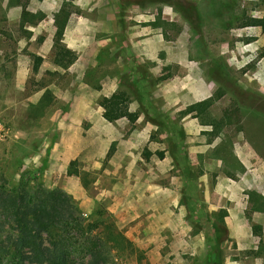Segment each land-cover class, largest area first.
<instances>
[{
  "label": "rangeland",
  "instance_id": "374dc122",
  "mask_svg": "<svg viewBox=\"0 0 264 264\" xmlns=\"http://www.w3.org/2000/svg\"><path fill=\"white\" fill-rule=\"evenodd\" d=\"M23 6L46 16L31 24ZM67 9L62 43L77 55L70 71L54 62L55 20ZM234 16L263 18L264 0H0V28L13 31L0 41L8 62L0 91L12 100L9 110L0 102V190L19 184L42 206L53 204L51 191L69 198V264L93 261V248L81 247L87 234L99 236V264H203L210 243L185 197L212 212L224 187L238 207L248 188L264 191V29ZM35 56L40 83L56 94L48 110L25 100L41 86L32 69L27 91L12 92L16 69ZM116 92L130 99L129 115L109 122L101 102ZM38 112L73 118L65 130L57 117L35 124ZM222 219L223 257L261 263L263 238ZM57 227L36 241L53 250ZM2 231L14 235L9 224ZM34 257L29 264L52 262Z\"/></svg>",
  "mask_w": 264,
  "mask_h": 264
},
{
  "label": "trees",
  "instance_id": "16d2710c",
  "mask_svg": "<svg viewBox=\"0 0 264 264\" xmlns=\"http://www.w3.org/2000/svg\"><path fill=\"white\" fill-rule=\"evenodd\" d=\"M25 8L23 6L22 18L28 19L31 16L32 20H28L31 24H37L38 21L44 19L46 16L43 13H30ZM233 19L239 22L240 27L259 25L264 29V17L258 19L247 16H234ZM68 20L69 9L59 13V17L55 20L57 30L54 39V62L65 70L77 59V55L62 43V37ZM154 24L156 25V23ZM42 61V57L35 56L32 67L34 73L38 71ZM43 102L41 100L39 106H42ZM130 102V99L121 92H116L109 97H105L101 102V106L104 108V118L109 122H113L127 117L129 115L128 106ZM70 164H74V161H71ZM56 193L54 191L50 192V197H53V204L51 206H42L33 201L29 203L26 191L24 189L23 191H19V184L11 189L6 187L1 188L0 264H29L32 263L33 259H36L34 256L37 255H43L45 260L52 261L50 264H69L65 249L69 246L67 240L71 236V230L68 229V226L71 225V218L74 217V214L70 207L63 206L64 201L69 202V198L63 193ZM247 194L253 204V209L261 212L264 211V197L254 191H248ZM185 198L190 201L191 216L200 222V226L205 231L207 241L210 243L203 264H223L222 248L220 245L228 236L226 224L222 219L224 215L228 214L226 209L220 208L218 211L205 212L202 211V206L196 197L188 195ZM97 212L99 216L98 222L106 219L107 216H103L104 210H98ZM76 223V233L80 232L83 235L85 231L82 222L76 221ZM6 224H9L10 233L14 234L13 236L8 237L2 234V230ZM53 226H59L56 228L59 230L56 233L61 242L60 244H55V248L52 250L48 247H43L42 242L36 241V239L43 232L51 233ZM251 226L255 235L261 233L260 226L253 223H251ZM90 241L92 245L90 243L86 244ZM99 243L98 235H95L93 239L87 234L85 241L81 245L82 248L88 250L91 247L93 248V250L89 251L94 258L90 264H99L97 259V256L101 254L98 250L101 246ZM39 249L42 251H39ZM28 250L31 251V254L27 252Z\"/></svg>",
  "mask_w": 264,
  "mask_h": 264
},
{
  "label": "crops",
  "instance_id": "0c3cea01",
  "mask_svg": "<svg viewBox=\"0 0 264 264\" xmlns=\"http://www.w3.org/2000/svg\"><path fill=\"white\" fill-rule=\"evenodd\" d=\"M9 15H6L5 18H9ZM18 19H19V15H18ZM8 20V19H7ZM11 34H13V31L11 29H4V28H0V41L2 38L11 36ZM43 57V55H41ZM5 57H7V51L4 47H2L0 45V71L1 67L3 65H7L8 62L5 60ZM44 58V57H43ZM33 67V65H32ZM32 67L28 66L25 68H17L16 72L14 74V78L11 82V87H12V92L13 93H25L27 91V78L29 75V71H31ZM42 66H39L38 71L34 74L35 76V82L37 83V85L41 84L40 80H42L43 78V70L41 68ZM72 65L67 69L68 71H70ZM6 75L3 74L2 76H0V83L1 80L3 78H5ZM4 84L6 85V82H4ZM56 99V94L54 92V90L52 89V85L50 84L49 80L43 82L41 84V86L39 88H37L36 90H32L29 92L28 96H26L25 100L26 102H28L29 104L31 103V107L36 106V104H38L41 100L44 101L43 105L46 103H53ZM11 101L10 98L8 96H5V94L3 92L0 91V102L3 103V105H5V110H9L11 109ZM52 104H46L45 108L48 110V108H50ZM41 107V106H40ZM51 113V115L48 116V114ZM62 115L60 117H57L55 112H38L36 113V115H30V117L32 118V121L37 124L36 120H38L39 122H41V120H46L49 119L50 122L53 124L56 121V117L57 120L58 118L59 121H57L59 128H63L66 130V128L68 127V124H71L70 120L73 118V115L71 112L67 113V112H61ZM30 118V119H31ZM56 148V147H54ZM63 150L68 153V151L71 150V146L69 145H65L62 147ZM252 148V146H251ZM47 149V147H46ZM50 150H53V146L50 148ZM252 150L254 152H256V150L254 148H252ZM244 152V151H243ZM245 153V152H244ZM257 153V152H256ZM244 155H248V154H244ZM51 157V156H50ZM238 160L240 162V164H242L243 167L248 168V166L252 167V164L246 165V163L244 161H242L240 159V157L238 156ZM253 188V189H252ZM252 188H248V190L250 191H254L258 194H260L261 196L264 197V191H259L256 188L252 187ZM221 192V191H220ZM230 193V197L228 195V192L226 191V187H224V193H222L221 197L224 198L223 202H221L220 204L217 205H213L211 206V210H218L217 208H226V211L230 217V221H231V228L233 230H240V229H244L247 228L250 232V236L251 235H255L252 231V226L251 223L256 224L258 226H260L261 228V233L259 235H255L256 237H258L259 239L262 240L261 244H259L260 249H261V253L264 254V211H256L253 209L252 207V202L249 200V196L246 193V197H247V205L244 207H238V205H235L234 202H237V198L235 197L236 193L234 194V192H229ZM235 195V196H233ZM228 197L230 199H232V203L230 202V204H228ZM235 198V199H234ZM235 200V201H233ZM230 228V227H229ZM228 230V229H227ZM246 230V229H245ZM226 242V240H225ZM223 242V243H225ZM261 260H262V264H264V257L260 256ZM260 262L258 263L256 261L255 264H261ZM223 264H231V261H229L226 257H223Z\"/></svg>",
  "mask_w": 264,
  "mask_h": 264
},
{
  "label": "built area",
  "instance_id": "2783aa9c",
  "mask_svg": "<svg viewBox=\"0 0 264 264\" xmlns=\"http://www.w3.org/2000/svg\"><path fill=\"white\" fill-rule=\"evenodd\" d=\"M0 131H1V126H0Z\"/></svg>",
  "mask_w": 264,
  "mask_h": 264
}]
</instances>
